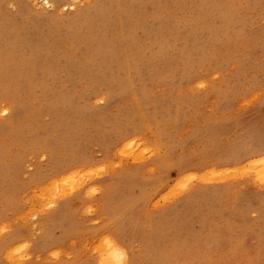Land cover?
I'll return each instance as SVG.
<instances>
[{"label": "rangeland", "instance_id": "1", "mask_svg": "<svg viewBox=\"0 0 264 264\" xmlns=\"http://www.w3.org/2000/svg\"><path fill=\"white\" fill-rule=\"evenodd\" d=\"M53 1L0 0V264H264V0Z\"/></svg>", "mask_w": 264, "mask_h": 264}, {"label": "bare ground", "instance_id": "2", "mask_svg": "<svg viewBox=\"0 0 264 264\" xmlns=\"http://www.w3.org/2000/svg\"><path fill=\"white\" fill-rule=\"evenodd\" d=\"M9 1V0H8ZM41 1H43V3L42 4H44L46 7H53L54 6V1L53 0H41ZM70 2H72V3H75V2H77V0H69ZM65 4V5H67V7H69V8H72L73 7V4ZM102 4V3H101ZM101 4H100V6H101ZM62 5V4H61ZM100 6H98L97 8H95V9H93L92 11H90V12H88V13H86V14H84L83 15V21H82V24L78 27V29H77V32H79V35L80 36H82V37H84V38H86L88 41H94V40H103L104 39V37H103V34H104V30H101L99 27H96V25H95V18L98 16V14H99V12H97V11H100L99 10V8H100ZM74 8V7H73ZM95 12H97L96 14H95V16H94V13ZM100 15V14H99ZM102 17V16H101ZM89 23L90 25H87V23ZM91 22L93 23V24H91ZM101 58L102 59H110L111 58V54L110 55H105L104 53H103V55L101 56ZM1 112H5V109H3V110H1ZM118 232V231H117ZM117 237V236H116ZM119 238V237H118ZM120 238H121V236H120ZM119 240V239H118ZM112 242V241H111ZM114 242V241H113ZM113 242H112V244H113ZM121 243V242H120ZM114 245V247H117L116 246V244H113ZM122 245V244H121ZM118 249L120 248V247H117ZM122 249V248H121ZM116 252V251H115ZM120 252H122V251H120ZM124 252V251H123ZM117 253H119V252H117ZM119 256V255H118ZM120 256L121 257H123V258H125V254H123V253H120ZM127 256V255H126ZM120 257V258H121ZM127 259H128V257H127ZM124 260V259H123ZM120 261V260H119ZM128 261V260H127ZM129 264V263H128ZM130 264H131V262H130ZM136 264V263H135Z\"/></svg>", "mask_w": 264, "mask_h": 264}, {"label": "snow or ice", "instance_id": "3", "mask_svg": "<svg viewBox=\"0 0 264 264\" xmlns=\"http://www.w3.org/2000/svg\"><path fill=\"white\" fill-rule=\"evenodd\" d=\"M5 111H7V110L5 109Z\"/></svg>", "mask_w": 264, "mask_h": 264}]
</instances>
